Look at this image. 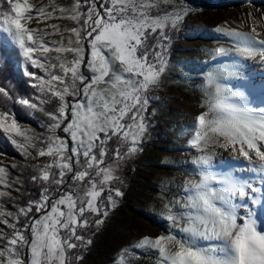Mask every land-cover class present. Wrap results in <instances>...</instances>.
Masks as SVG:
<instances>
[{"label": "snow or ice", "instance_id": "6c2138e0", "mask_svg": "<svg viewBox=\"0 0 264 264\" xmlns=\"http://www.w3.org/2000/svg\"><path fill=\"white\" fill-rule=\"evenodd\" d=\"M194 11L188 0H0V52L32 90L0 87L3 103L41 114L35 133L0 111V135L27 165L0 164V264H84L126 195L123 170L144 151L172 41ZM246 16L211 30L229 47L208 50L178 149L184 178L161 180L164 232L114 264H264V13Z\"/></svg>", "mask_w": 264, "mask_h": 264}, {"label": "rangeland", "instance_id": "374dc122", "mask_svg": "<svg viewBox=\"0 0 264 264\" xmlns=\"http://www.w3.org/2000/svg\"><path fill=\"white\" fill-rule=\"evenodd\" d=\"M35 0H29L34 3ZM61 2V0H57ZM195 10L189 17L187 27L175 33L169 50L170 71L166 73L165 84L154 92L158 97L152 107L156 114L151 121L150 136L144 151L133 159L123 170L126 193L121 205L110 213L108 220L92 237L93 243L84 254V264H114L113 257L118 251L137 238L147 235L154 238L164 232L158 219L161 211L158 199L161 180L178 181L184 178L179 170L178 161L188 160L190 156L180 151L186 146L188 139L187 128L193 122L194 115L200 111L198 104L202 96L200 85L205 82L210 65L214 64L209 51L219 45L229 47L223 41L213 39L211 31L218 24L228 21L232 26L247 19L246 14L264 13V0L220 2L213 0L209 3L188 0ZM31 26V23H29ZM246 28V25H244ZM56 37H47L55 39ZM54 55V54H49ZM39 74V73H38ZM16 69L14 57L5 58L0 52V87L12 89L18 95H26L32 90L24 84V80ZM12 95V92H9ZM0 94V111L7 107L14 114L22 131L39 133L37 127L41 114H30L23 106L9 102L6 106ZM158 105V107H157ZM22 141V137H17ZM219 158V157H217ZM0 164L27 167L20 151L5 142L0 135ZM8 171L15 177L16 170L11 167ZM23 179V177H21ZM35 195V193H33ZM14 199L23 203L13 193ZM8 210H13L8 205ZM134 257H129L131 259ZM142 264H151L150 260L139 258Z\"/></svg>", "mask_w": 264, "mask_h": 264}, {"label": "trees", "instance_id": "16d2710c", "mask_svg": "<svg viewBox=\"0 0 264 264\" xmlns=\"http://www.w3.org/2000/svg\"><path fill=\"white\" fill-rule=\"evenodd\" d=\"M191 1H196V0H191ZM198 1H201V2H204V3H209L213 0H198ZM217 1H220V2H230V1H247V0H217Z\"/></svg>", "mask_w": 264, "mask_h": 264}]
</instances>
